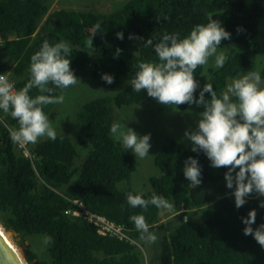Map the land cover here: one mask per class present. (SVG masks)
Wrapping results in <instances>:
<instances>
[{
  "label": "trees",
  "instance_id": "trees-1",
  "mask_svg": "<svg viewBox=\"0 0 264 264\" xmlns=\"http://www.w3.org/2000/svg\"><path fill=\"white\" fill-rule=\"evenodd\" d=\"M49 2L0 0V33L4 36L1 51L11 61L16 86L19 89L27 83L30 57L44 40L53 44L67 41L72 48L70 66L77 77L101 78L106 73L114 83L120 76L129 78L113 97L116 106L153 99L146 92H135L130 85L139 60H157L152 46L143 44L147 38L155 44L164 33L183 37L211 16L230 33V39L221 45L232 41L257 51L258 44L252 40L264 16V0H127L109 12L67 8L49 11ZM97 23L101 32L92 36L93 46L89 47L87 41ZM117 32L123 39L117 38ZM130 37L138 39L137 54L128 50ZM227 57L223 67L211 69L209 74L208 83L218 96L229 78L254 71L244 52L231 51ZM201 69L194 73L196 80ZM259 73L264 79V65ZM29 94L35 96L37 89ZM205 98H209L208 93ZM187 105L177 107L185 109ZM51 107H43L45 114ZM199 109L202 111V107ZM109 112L104 97L83 105L78 113L82 125L76 143L88 152L75 165L78 152L64 134L55 140L29 144V156L18 152L9 131L18 123L0 110V222L21 241L32 234L51 238L47 258L37 256L30 246L24 249L29 264H143L141 250L134 243L99 234L81 216L67 213L77 208L73 200L121 225L128 238L147 244L146 264H264V248L251 235H244L241 220L255 209L256 223L252 227L264 223V208L259 206L262 199L253 193L241 208H236L232 189L226 187L224 179L227 168L212 167L202 151L191 150L188 139L184 145L170 139L160 148L154 156L159 174L148 177L150 190L142 192L145 199L153 193L163 196L173 204L175 213L161 221L160 209L155 206L149 205L146 211L130 207L126 193L137 192L128 186L118 188L117 183L129 179L135 158L110 134ZM188 157L197 159L201 168V184L197 187L183 174ZM197 212L201 220L191 221L189 216ZM132 214L144 215L149 230L157 236L155 243L140 239L129 219Z\"/></svg>",
  "mask_w": 264,
  "mask_h": 264
},
{
  "label": "clouds",
  "instance_id": "clouds-1",
  "mask_svg": "<svg viewBox=\"0 0 264 264\" xmlns=\"http://www.w3.org/2000/svg\"><path fill=\"white\" fill-rule=\"evenodd\" d=\"M100 27L99 23L94 26L87 41L89 47L93 46L92 36L101 32ZM116 35L123 39L122 33ZM227 39H230V33L211 16L207 23L194 25L183 37L179 33H164L155 44L147 38L143 44L152 46L157 60H139L130 85L135 92H146L162 105L176 108L194 103L202 107L197 114L196 128L185 130L184 137L191 142L193 152L202 151L206 155L212 167L227 168L224 173L226 187L232 189L235 207L239 209L253 193L264 197V81L259 71H251L232 79L219 96L209 83L200 89L198 97L194 96L199 87L194 76L196 69L206 66L210 58L214 59L215 67H223L228 57L221 44ZM120 51L117 48L116 53ZM71 53L67 41L53 44L44 40L30 57L29 79L22 88L16 89L6 75L0 74V110L18 123V127L10 131L14 143L36 144L41 138L56 139V130L43 107L63 104L64 94L52 93L81 82L71 69L68 58ZM101 78L108 84L114 82V78L106 73ZM33 88L38 92L35 96L29 94ZM205 93L209 98H205ZM110 132L136 157L143 159L149 155L150 134H138L119 122L111 125ZM182 170L194 187L201 184L197 159L188 157ZM126 202L132 208L145 211L149 205L158 209L173 208L172 203L155 193L145 199L142 193L128 191ZM259 206L264 208V200ZM129 219L141 240L156 242L157 236L149 230L143 214H132ZM241 220L244 235H251L264 248V223L252 227L256 223V210L250 209ZM50 240V237L45 238L46 243Z\"/></svg>",
  "mask_w": 264,
  "mask_h": 264
},
{
  "label": "rangeland",
  "instance_id": "rangeland-1",
  "mask_svg": "<svg viewBox=\"0 0 264 264\" xmlns=\"http://www.w3.org/2000/svg\"><path fill=\"white\" fill-rule=\"evenodd\" d=\"M126 1L127 0H50L49 11L58 8H67L109 12L119 9ZM3 39L4 36L0 33V68H4L2 74L6 75L10 82L17 87L16 80L11 77V61L9 57L1 51V42ZM252 41L258 44L257 51L252 50V48H246L243 44L232 41L225 45H221V49L226 52L227 56L231 51L244 52L252 61L254 71H259L264 65V16L260 18L258 32ZM127 47L131 53L137 54L139 49L138 39L130 38L127 42ZM215 68L217 67H215L214 59L212 58L209 59L206 66H202L197 80L199 87L197 88L196 97L199 96L200 89L203 88L204 84L208 83L210 70ZM247 73L248 72L239 73L235 77L229 78L226 82L224 91L226 90L227 85L231 83L232 79L238 78ZM77 79L78 81L80 79L81 82H78L76 85L67 89H58L56 95L63 93L65 97L64 103L53 104L47 113L57 135L64 134L69 136L75 145L78 152L74 159L75 165H79L88 152L87 148L76 143L77 136L81 134L80 127L82 125V120L78 118V113L82 110L85 102L96 97H104L108 99V105L110 108L108 115L110 127L113 123H125L127 127L132 128L138 134H150L151 147L149 149V155L141 159L133 154L135 162L131 169L129 179L118 182L117 187L123 188L128 186L139 193L149 191L150 185L148 177L159 174V169L154 163V156L170 139L175 140L178 144L184 145L186 143L187 138L184 137V132L185 130H193L196 128L198 120L197 114L200 112L199 107L193 103L188 104L185 109H179L178 107L174 108V106L162 105L155 99L116 106L113 103V97L128 83L129 78L127 76H120L118 81L116 83L113 82L112 84L106 83L99 76L96 78L82 76L77 77ZM262 81H264V79H262ZM11 130L13 129L10 128L9 131ZM44 139L47 138H41L39 141ZM14 145L16 150L22 153L23 150L28 148L29 144L14 143ZM259 198L264 200V197L259 196ZM174 213L175 210L173 208L160 209L159 216L161 221H165ZM189 218L191 221L199 222L201 220V215L199 212L192 213ZM7 231L10 233L22 255H24V249L27 246H30L37 256L47 258V243L45 242L47 236L32 234L21 241L14 232L11 230ZM131 242L141 250L143 264H146L147 244L144 245L134 240H131Z\"/></svg>",
  "mask_w": 264,
  "mask_h": 264
},
{
  "label": "built area",
  "instance_id": "built-area-1",
  "mask_svg": "<svg viewBox=\"0 0 264 264\" xmlns=\"http://www.w3.org/2000/svg\"><path fill=\"white\" fill-rule=\"evenodd\" d=\"M0 74H2V72H0ZM15 88L18 89L17 87ZM0 119H2L1 115H0ZM22 153L26 156H29L28 149L23 150ZM73 202L77 204V208L73 210H68L66 211L67 213L73 216H81L87 222L93 224L95 226L96 231L99 234L114 235L116 236V238H119L120 240L124 239V240H128L131 242L132 239L128 238V236L125 234L124 229L121 225L115 224L114 222L110 221L104 216L89 212L88 210L85 209L82 203L77 202L76 200H73Z\"/></svg>",
  "mask_w": 264,
  "mask_h": 264
},
{
  "label": "water",
  "instance_id": "water-1",
  "mask_svg": "<svg viewBox=\"0 0 264 264\" xmlns=\"http://www.w3.org/2000/svg\"><path fill=\"white\" fill-rule=\"evenodd\" d=\"M4 229L0 222V264H29L25 256L4 235Z\"/></svg>",
  "mask_w": 264,
  "mask_h": 264
},
{
  "label": "bare ground",
  "instance_id": "bare-ground-1",
  "mask_svg": "<svg viewBox=\"0 0 264 264\" xmlns=\"http://www.w3.org/2000/svg\"><path fill=\"white\" fill-rule=\"evenodd\" d=\"M4 235H6V237L12 242V244L15 246V248L19 251L18 247L16 246L15 242L13 241L10 233H8V231L6 229H4Z\"/></svg>",
  "mask_w": 264,
  "mask_h": 264
}]
</instances>
